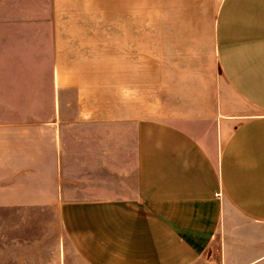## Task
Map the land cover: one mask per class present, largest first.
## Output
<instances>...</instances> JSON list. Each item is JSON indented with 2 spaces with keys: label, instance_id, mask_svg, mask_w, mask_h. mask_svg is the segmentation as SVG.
Wrapping results in <instances>:
<instances>
[{
  "label": "crops",
  "instance_id": "0c3cea01",
  "mask_svg": "<svg viewBox=\"0 0 264 264\" xmlns=\"http://www.w3.org/2000/svg\"><path fill=\"white\" fill-rule=\"evenodd\" d=\"M42 9L0 0V30L19 29L0 32V110L44 108L0 118V211L53 213L56 264H264V0H50L32 74L9 50ZM211 11L209 56L181 65L86 25Z\"/></svg>",
  "mask_w": 264,
  "mask_h": 264
},
{
  "label": "rangeland",
  "instance_id": "374dc122",
  "mask_svg": "<svg viewBox=\"0 0 264 264\" xmlns=\"http://www.w3.org/2000/svg\"><path fill=\"white\" fill-rule=\"evenodd\" d=\"M27 2L29 3V0ZM42 8V19L38 22L35 19H29L28 26L21 28V30L28 32V38L22 41L23 46L28 47V50L20 48L21 40L19 38L12 40L13 50H9L14 54L26 51L30 53L29 63L32 74H36L38 69H42L38 68L41 66L42 58L47 61L49 53L47 45L52 34L50 0H42ZM215 14L216 11L87 19L89 24L86 25L94 31L107 30L110 42L113 40L112 37L116 36L117 31L135 29L140 33L141 60L144 63L149 62L152 57L155 60L169 58L174 60L176 65H181L182 59L209 56L210 45L208 42L212 36ZM5 30L13 33L19 31V29H3L0 32ZM38 45H43L44 49H39ZM113 51L114 54L111 50V62H116L120 54L118 48ZM121 53L125 54L123 50ZM13 64L21 67V60H15ZM67 96H73V92L69 90ZM43 109L38 107L37 109L0 110V118L12 114L14 116L22 115L28 110H37L42 113ZM64 242L59 219L53 218V213L47 209L25 210L23 213L0 211V264H56L58 259H61L60 256L58 257L59 252H57L59 244L63 245ZM25 243L26 246L37 244L41 252L30 254L37 255L41 259L25 260V250L12 249L15 245ZM206 260L197 264H209ZM67 264L84 263L78 256L70 252Z\"/></svg>",
  "mask_w": 264,
  "mask_h": 264
}]
</instances>
